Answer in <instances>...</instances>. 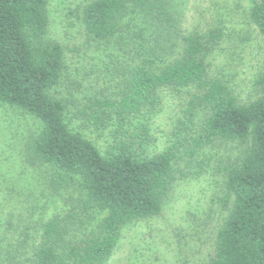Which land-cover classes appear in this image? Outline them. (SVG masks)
<instances>
[{
  "label": "trees",
  "instance_id": "trees-1",
  "mask_svg": "<svg viewBox=\"0 0 264 264\" xmlns=\"http://www.w3.org/2000/svg\"><path fill=\"white\" fill-rule=\"evenodd\" d=\"M248 17L264 40V0H253ZM81 22L89 38L117 47L110 64L122 65L116 96L80 110L95 128L115 125L102 150L68 127L51 93L63 57L46 38L47 0H0V104L37 122L17 161L29 178L0 180V264H109L125 226L161 213L177 161L215 140L236 141L244 154L224 169L231 201L205 264H264V70L258 96L240 102L209 72L220 29L184 30L173 0H90ZM165 87L193 90L179 122L186 132L149 155L147 125L132 118L154 109Z\"/></svg>",
  "mask_w": 264,
  "mask_h": 264
},
{
  "label": "rangeland",
  "instance_id": "rangeland-1",
  "mask_svg": "<svg viewBox=\"0 0 264 264\" xmlns=\"http://www.w3.org/2000/svg\"><path fill=\"white\" fill-rule=\"evenodd\" d=\"M88 1L47 0L46 38L61 46L63 57L62 74L51 93L63 100L68 127L102 150L110 141L115 125L111 122L104 128H95L82 118L80 110L94 97L116 96L117 71L122 65L110 64L111 59L116 62L117 47L86 35L81 10ZM252 2L173 0L184 30L220 29L222 36L207 58L209 72L222 78L240 102L258 96L255 80L264 70V40L248 17ZM192 91L160 88L156 107L139 118H132L134 123L147 125L150 139L144 146L147 154L163 151L186 132L183 133L179 122L184 119L183 110ZM201 116L202 112L198 111L193 119L195 125ZM35 130L37 122L29 114L0 104V180L15 178L22 182L29 178L28 169L21 173L17 161L23 143ZM243 154L244 145L215 140L190 162L186 156L179 159L177 179L161 213L125 226L109 264H205L231 201L226 197L224 169ZM39 168L45 173L42 166ZM35 182L36 178L31 184ZM64 200L68 197L63 194L62 204Z\"/></svg>",
  "mask_w": 264,
  "mask_h": 264
}]
</instances>
